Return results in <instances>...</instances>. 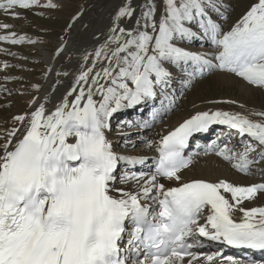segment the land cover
<instances>
[{
    "label": "snow or ice",
    "instance_id": "obj_1",
    "mask_svg": "<svg viewBox=\"0 0 264 264\" xmlns=\"http://www.w3.org/2000/svg\"><path fill=\"white\" fill-rule=\"evenodd\" d=\"M38 6L57 7L53 0H0V10L14 18L21 16L16 9ZM231 10L223 0H122L104 41L85 50L59 103L49 108L50 95L33 98L31 111L0 129V264H264V206H244L264 197V183L182 175L193 164L184 154L190 139L214 126L234 131L242 146L234 151L225 142L217 154L253 174L264 161V111L251 113L258 120L222 109L194 111L158 141H147L158 153L148 171H122L121 162L147 160L117 152L107 135L122 111L158 103L155 120L171 110L175 85L191 86L206 72L232 73L264 88V0L225 31L210 13L226 22ZM12 27L0 22V30ZM26 39L0 35L12 44ZM197 42L214 51L182 46ZM212 245L250 252L200 251Z\"/></svg>",
    "mask_w": 264,
    "mask_h": 264
},
{
    "label": "rangeland",
    "instance_id": "obj_2",
    "mask_svg": "<svg viewBox=\"0 0 264 264\" xmlns=\"http://www.w3.org/2000/svg\"><path fill=\"white\" fill-rule=\"evenodd\" d=\"M142 2L143 0H134L135 4ZM157 2L159 3L160 0H157ZM223 2L231 5L232 9L228 13L229 19L223 24L224 30L227 31L255 0H228L227 2L223 0ZM40 3L44 5L47 0H40ZM53 3L57 7L38 6L31 9H16V11L21 13L19 18H14L0 10V22L13 25L10 29L0 30V35L15 32L18 37L25 36L34 41L30 43L26 39L25 42L19 44L9 42L5 47L0 44V129L13 127V117L26 113L28 107L30 108L29 101L38 96L39 92L33 86L39 84L42 88L45 83L44 78L48 74L45 69H51L50 66L47 67L45 57H49L52 62L54 60L57 61L60 56L66 54L65 50L70 45L69 42L72 41V38L79 40L83 35L89 34L92 28L98 31H100L99 29H105L109 25L101 27L102 21H109V24L112 22L115 14L113 10L117 9L116 7L122 3V0H53ZM214 15L216 14L214 13ZM95 19L96 21L92 24ZM123 26L125 25L123 24ZM92 36L93 34L90 37ZM61 47H63L64 51L57 55V51ZM198 50L206 51V49ZM216 73L203 79V81L206 80L203 84V81L194 84L191 91L186 97L181 99L179 106H177L171 117L167 118L161 128L165 127L164 124H170V119L176 114L183 118L185 117L183 114H189L194 108L198 109L203 105L213 107L219 104L221 107L227 105L244 115H248L249 112L264 111V101L258 98V95H256V99L246 100L238 89H224L223 87L215 86L212 76L216 75ZM235 78L246 85L248 84L242 78ZM247 86L258 90L257 94L264 93V88L249 84ZM210 101H234V103L213 104ZM15 126L18 127V125ZM128 129L126 127L117 129V135H119L118 137L122 142L120 144V153L130 156L144 155L145 149L142 146L147 145L149 140L155 141L157 132H143V134L149 136L148 140L146 142H137V133L131 135V131H127ZM120 131L126 133L120 135ZM233 150L241 151L242 146H235ZM252 155H255V153ZM199 160H202V158ZM227 165L230 169H233L229 163ZM260 168H264V161L254 166L253 174L246 176L249 179L245 177V183L264 182V172L256 170ZM131 186L127 185L125 189L130 190ZM262 199L264 198H260L259 202L256 200V205V202H249L248 204L247 201L244 202V205L248 208L264 206V200Z\"/></svg>",
    "mask_w": 264,
    "mask_h": 264
},
{
    "label": "bare ground",
    "instance_id": "obj_3",
    "mask_svg": "<svg viewBox=\"0 0 264 264\" xmlns=\"http://www.w3.org/2000/svg\"><path fill=\"white\" fill-rule=\"evenodd\" d=\"M116 10L117 9H114L113 11L116 12ZM95 21H96V19L92 22V24H94ZM111 24H112V22L109 24V21L104 20V21H102L101 27H106L105 25H109L105 29H99L100 31H98L97 29L92 28V30L90 31L89 34L83 35L79 40L72 38V41L69 42L70 45L67 46L68 48L65 50L66 54L60 56V58L57 59V61L54 60V62H52V60L49 57H47V58L45 57V63L47 65V67L48 66L51 67V71H48L47 69H45L46 73L48 71V74H46V77L44 78L45 83L42 86L41 90L38 91L39 93H38L37 97H43L45 95H50L51 103L49 105H47L49 108H51L52 104H58L61 96L64 95L66 93V91L71 87L72 81L74 79V74H76L77 68L80 67L81 58H82V55L85 52V50H87L88 52H91L94 47H99V44L104 41L105 36L108 34V29H109ZM122 27H123V24H122ZM91 34H93L92 37H90ZM0 42H1V45L3 47H5V45H7L9 43L7 41H0ZM8 48H10V47H8ZM64 72H67L68 75L67 76L57 75L58 73H64ZM233 75H235V74L222 72L220 74L213 75L212 80H213L215 86L223 87L224 89H238V90H240L241 91L240 93H242L244 95L246 100L256 99V97H257L256 95H258V98H260L264 101V95H263L264 93L263 94L262 93L257 94L258 90L248 87L247 86L248 84L247 85L244 84V82L239 81L238 79L233 77ZM57 80L60 81L59 84L56 83ZM205 81H203L202 84ZM53 89H55V91H53ZM40 102H43V101L41 100ZM245 103H247V101H245ZM34 107L35 106H32L30 108L28 107L27 112L31 111L32 108H34ZM150 107L159 108L160 105H157V104H155L153 106L146 105L144 107L143 111L148 114V109ZM209 108L222 109L224 111L240 113L239 111L233 110L231 106H227V105H223V107H221L220 104L217 105L216 107L209 106V105H203V106L199 107L198 109L194 108L192 111H190L189 114H187V113L183 114L185 116L183 118H182V116L180 117L179 115L176 114L175 116H173V118L170 119V122H171L170 124H168V125L164 124V125H165V127L168 126L169 127L168 131H170L174 127L178 126V124L183 119H186L191 114H193L194 111L207 110ZM251 113L252 112H249L248 115L246 114L247 116H249L250 119H253V120L259 119V117L255 116V115H251ZM162 126H163V124L161 125V127ZM115 137H116L115 133H112V135H108L109 139L114 138V139H110L114 142V145L116 144ZM145 154L150 155V157H152L156 153L146 152ZM201 162H202V164H201ZM195 163H196V165H192L189 169H186L183 171L182 175L184 176L185 180L205 179V180H209V181H217L219 179H225V180H227L231 183L237 184V185H243V186L251 185V183H245V181H244L245 177L236 173L234 169H230V167L227 165L226 161L222 157L215 155V152H213V151L211 154L206 155L205 158H202V160L197 159ZM261 183H264V182H261ZM126 187H127V185L124 186V188H126ZM133 188H134V185H132L130 187V190H132ZM261 198H264V197H261ZM256 200H257V202H259L260 198H258ZM256 200L253 203H255ZM262 200H264V199H262ZM257 202L255 203V205L257 204ZM244 206L247 207L246 205H244Z\"/></svg>",
    "mask_w": 264,
    "mask_h": 264
}]
</instances>
